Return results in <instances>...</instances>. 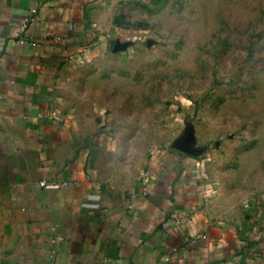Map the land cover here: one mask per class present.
<instances>
[{"label":"crops","instance_id":"1","mask_svg":"<svg viewBox=\"0 0 264 264\" xmlns=\"http://www.w3.org/2000/svg\"><path fill=\"white\" fill-rule=\"evenodd\" d=\"M119 3L0 0V264H264L253 150L128 139Z\"/></svg>","mask_w":264,"mask_h":264},{"label":"rangeland","instance_id":"2","mask_svg":"<svg viewBox=\"0 0 264 264\" xmlns=\"http://www.w3.org/2000/svg\"><path fill=\"white\" fill-rule=\"evenodd\" d=\"M116 9L128 112L142 124L128 139L198 160L227 144L253 150V174L264 175V0H120Z\"/></svg>","mask_w":264,"mask_h":264},{"label":"built area","instance_id":"3","mask_svg":"<svg viewBox=\"0 0 264 264\" xmlns=\"http://www.w3.org/2000/svg\"><path fill=\"white\" fill-rule=\"evenodd\" d=\"M32 19L33 18L31 16L24 18L22 21V25H24V26L28 25L32 21ZM40 184L44 185L45 181L40 182Z\"/></svg>","mask_w":264,"mask_h":264}]
</instances>
